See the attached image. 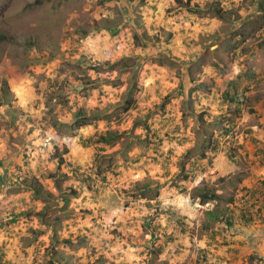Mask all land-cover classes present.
Masks as SVG:
<instances>
[{
    "label": "rangeland",
    "instance_id": "1",
    "mask_svg": "<svg viewBox=\"0 0 264 264\" xmlns=\"http://www.w3.org/2000/svg\"><path fill=\"white\" fill-rule=\"evenodd\" d=\"M192 1L0 0V264L204 262L205 235L217 224L205 212L216 201L196 200L190 210L180 205H190L189 193L204 182L219 196L218 208L228 207L239 175L217 178L212 162L192 170L155 159H194L225 128L229 148L222 142L217 153L238 159V150L250 146L248 128L262 124L264 83L252 87L256 101H243L239 119L233 108L219 112L200 102L194 111L210 82L195 99L167 94L164 86L183 75L200 78L206 63L231 77L241 66L263 74L264 21H240L252 0H231L229 8ZM77 112L91 121L74 128ZM166 120L176 139L162 132ZM149 122L158 125L156 141L145 133ZM162 141L172 144V154L154 151ZM189 175L190 185L183 182ZM166 184V202L176 211L157 197ZM140 190L156 196L154 215L161 212L166 233L177 234L170 242L143 214L130 213L142 211Z\"/></svg>",
    "mask_w": 264,
    "mask_h": 264
},
{
    "label": "crops",
    "instance_id": "2",
    "mask_svg": "<svg viewBox=\"0 0 264 264\" xmlns=\"http://www.w3.org/2000/svg\"><path fill=\"white\" fill-rule=\"evenodd\" d=\"M186 1H190V3L192 2L191 5L193 6L192 0ZM218 1L225 5L226 8H229V4L232 2L231 0ZM251 3L252 4L249 10L245 9V11H241L243 17L240 19V21H248L254 18H258L264 21V0H252ZM179 21H181V19H179ZM262 36H264V32H262ZM215 48L216 47H212L211 51H213ZM217 64L218 63L203 64L201 67H199L204 70V72L199 75L201 76L200 78L194 77L197 76L196 73L193 74V78L191 80L187 75H183L180 79H173L168 84V88H165L164 86V89L167 94H170L172 96L176 94L177 98L180 99H187L188 97H191L190 99H195L197 95L198 98L201 96V94L204 92V85L210 82L212 83V87L207 88L208 91H206L208 92V97L201 99L200 101H195L196 105L194 106V111L199 108L197 103L200 102L201 104H207L210 110L215 107V110L218 109L219 112H222L223 109H227L228 111L232 110L233 108L235 111L234 113L241 114L240 116H237L238 118H236L239 119L244 115V104L251 101L250 98L252 97H249V95L252 87L254 85L264 83V73L260 74L255 72L254 70H245L246 68L243 69V67L241 66L239 72L234 77H231L228 73H226L225 75V72L227 70L223 69V66H219ZM215 67L216 69H214ZM257 75H260L259 78L261 80H255ZM190 93L192 94V96L190 95ZM244 100L245 103L243 104ZM259 100H261V102L257 103L260 106L258 110L263 112L262 119L259 120V123L262 124L258 125V128H256L255 126H250L248 128L247 132L250 136V146L247 147V150H238V159L235 156L233 157L232 161H228V150H222V152L217 153L222 145V142L219 144V148H216V151L214 152L210 153V150H205L204 153L205 155L206 153H208V156L204 159H202L203 157L200 154L194 159H188L181 156L179 157V155L175 159H171L170 156L167 159H155V163L159 162V164L167 167L176 166L180 162L181 163L179 165H192V167L195 165L205 166L206 162H209V164L210 162H212L209 166L213 168L212 170H214V175L218 176L217 178H220L219 176H222V178H230L231 176H234L236 174L239 175V180L237 182L238 189H236L234 197L235 202L233 205L228 204L227 206L229 207V209H233L235 205H244V207L248 208L250 210V213H252L253 215L252 222L240 225L237 224L229 228L225 227V225L223 224L218 225V223L213 225L212 227H209L210 232L205 235L204 245V248H207V252L203 251L204 256L202 257L206 260L204 262H202L201 260L198 264H247V261L250 260L251 257L260 259L259 262H261V264H263L262 262H264V160L261 159L264 157V109H262L261 105L264 102L263 94H261ZM157 116L158 113L153 117ZM166 117L170 118L168 113L166 114ZM152 127H154V129L155 127H157L158 129L157 123L153 122ZM178 128L179 126L176 127V129ZM175 131L177 130L172 131L168 121L166 120V130L162 129V132H165V134H168V136L171 135L170 139L173 140L176 139V137L174 136L177 135ZM179 143L183 144L184 141H179ZM169 144L170 143L168 142L162 141V144L160 146H163L159 147V150L157 152H160V154H162L166 149L172 148V144L170 146ZM228 148L229 147H225V149ZM166 151H168L169 154H172L171 150ZM186 153H188V150H186V148H183V154ZM207 167L208 166H206V168ZM183 182L190 185L191 182H195V179L189 175L183 180ZM144 185V188H146V184ZM179 188L181 187H178V189ZM167 189L168 185L166 184L164 187V191L157 196L159 200L166 202V198H168L165 196V193L168 191ZM248 191L252 192V195H248ZM142 192L144 191L140 190L138 192L141 193L138 201L142 203V206L140 207L142 211L139 212V210L132 209L130 210V213H135V215H139V213L143 214V222L149 224L152 223V225L154 224V229L157 230L156 235L161 236L162 234L163 237H168L167 241L170 242L171 237H176L177 234H172L170 230H168V232L170 233H166L167 227L165 226V222H162L164 218L161 217V220L158 217L161 212L154 215V212L158 211L157 208H153V204H155V201L153 200L154 198H156V196L151 195L147 198V195ZM255 202L256 204H252ZM166 203H168L167 207L169 208V211H176L175 209H177L178 205L176 206V204H174L173 202ZM195 204L196 201L194 202V204L190 202V205H188L187 203V205L182 204L180 206L184 210H186L187 207L190 210V206H193ZM128 218L129 217H123L122 220L126 222V219ZM154 219H158L159 222ZM118 226L122 227L124 226V224H118L114 227L118 230ZM233 230H235V233ZM251 264H254V262Z\"/></svg>",
    "mask_w": 264,
    "mask_h": 264
},
{
    "label": "trees",
    "instance_id": "3",
    "mask_svg": "<svg viewBox=\"0 0 264 264\" xmlns=\"http://www.w3.org/2000/svg\"><path fill=\"white\" fill-rule=\"evenodd\" d=\"M3 39V37L0 38V40ZM52 96L56 97V94H51V100H52ZM90 119L82 118V113L81 112H77L76 114H74V121L71 122L73 124L74 128H79L83 125H85L87 122H90ZM150 126L149 130L148 128L145 129V133L146 135H151L154 139V141H156L157 138V134L156 132L152 129L153 126V122H149L148 127ZM111 134V132H110ZM230 134H231V130L230 129H224L222 133L218 134L217 139H213L209 137V141L206 145H203V149L210 150L211 152L216 151V148H219V144L221 142H226V148L227 146V141H229L230 139ZM99 139L102 141L105 140L104 137H99ZM154 147V151H158V145L157 142H154V144H152ZM160 147V146H159ZM210 148V149H209ZM201 156L203 157L202 159L206 158L208 156V153H204V151L201 153ZM230 158H232V156L229 154L228 155ZM97 168V173L99 175V166L96 167ZM197 165L193 166L192 170L196 169ZM96 173V174H97ZM73 174L78 175V171L77 169L73 170ZM50 178L54 179L56 178L54 176V174H49ZM91 181V180H88ZM57 182V181H56ZM56 182H54V184L56 185ZM201 183V182H200ZM142 188L145 187L144 184L141 185ZM33 193L36 195L38 193L37 190H33ZM248 195H252V192L248 191ZM189 199L190 202H192L194 204V202L196 200H198L200 205H204L207 203H210L211 201H216V204L214 205L213 208H211L210 210H207L205 212L206 218L211 219V220H215L217 221L218 225L223 224L225 225V227L229 228V227H233L234 225H240V224H247L252 222L253 219V215L252 213H250V210L246 207H244V205L242 204H238L235 205L234 208L229 209L228 207L222 208L221 210L218 208V202L217 200L219 199V196L212 190V188L209 187L208 183H201L200 185L196 186L194 189H192V191L189 193ZM234 199V198H233ZM231 204L233 205L234 202L232 201ZM252 204H256L252 203ZM251 209V207H250ZM206 259L204 258V261ZM49 264H52L49 261Z\"/></svg>",
    "mask_w": 264,
    "mask_h": 264
},
{
    "label": "built area",
    "instance_id": "4",
    "mask_svg": "<svg viewBox=\"0 0 264 264\" xmlns=\"http://www.w3.org/2000/svg\"><path fill=\"white\" fill-rule=\"evenodd\" d=\"M209 175V172H205L201 175V179L206 178Z\"/></svg>",
    "mask_w": 264,
    "mask_h": 264
}]
</instances>
